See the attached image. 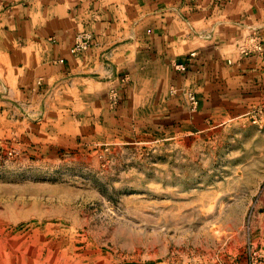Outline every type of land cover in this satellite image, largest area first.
Instances as JSON below:
<instances>
[{"label": "rangeland", "instance_id": "rangeland-1", "mask_svg": "<svg viewBox=\"0 0 264 264\" xmlns=\"http://www.w3.org/2000/svg\"><path fill=\"white\" fill-rule=\"evenodd\" d=\"M14 79L0 53V264H264L263 105L111 125Z\"/></svg>", "mask_w": 264, "mask_h": 264}, {"label": "crops", "instance_id": "crops-1", "mask_svg": "<svg viewBox=\"0 0 264 264\" xmlns=\"http://www.w3.org/2000/svg\"><path fill=\"white\" fill-rule=\"evenodd\" d=\"M82 32L92 46L74 55ZM248 36L264 40V0H0V53L21 100H82L111 125L187 124L193 114L206 129L264 106V54L238 49Z\"/></svg>", "mask_w": 264, "mask_h": 264}, {"label": "built area", "instance_id": "built-area-1", "mask_svg": "<svg viewBox=\"0 0 264 264\" xmlns=\"http://www.w3.org/2000/svg\"><path fill=\"white\" fill-rule=\"evenodd\" d=\"M93 43V37L87 32L79 33L73 46L71 52L74 55H80L87 51ZM239 53L242 57H248L252 55H262L264 54V40L258 36H248L242 39L238 44ZM195 53H192L194 56ZM63 61V60H62ZM175 66L178 70L186 71L188 69V63L176 62ZM188 97L191 102V107L193 110L198 108L199 101L193 92L188 93ZM108 102L111 108L115 109L120 104V92L116 87H112L108 92Z\"/></svg>", "mask_w": 264, "mask_h": 264}]
</instances>
